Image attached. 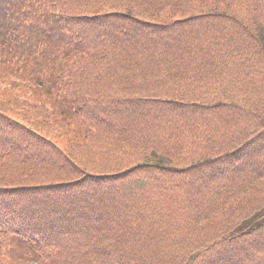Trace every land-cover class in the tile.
Here are the masks:
<instances>
[{
    "label": "trees",
    "instance_id": "trees-1",
    "mask_svg": "<svg viewBox=\"0 0 264 264\" xmlns=\"http://www.w3.org/2000/svg\"><path fill=\"white\" fill-rule=\"evenodd\" d=\"M264 264V0H0V264Z\"/></svg>",
    "mask_w": 264,
    "mask_h": 264
}]
</instances>
